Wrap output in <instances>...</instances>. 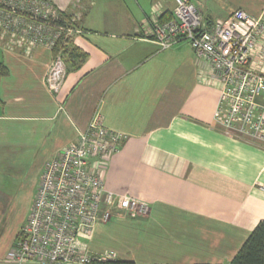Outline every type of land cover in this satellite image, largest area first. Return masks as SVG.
Masks as SVG:
<instances>
[{
  "label": "crops",
  "instance_id": "obj_1",
  "mask_svg": "<svg viewBox=\"0 0 264 264\" xmlns=\"http://www.w3.org/2000/svg\"><path fill=\"white\" fill-rule=\"evenodd\" d=\"M47 1L79 14L68 41L85 58L75 68L63 59L64 80L51 94L52 51L0 47V144L24 133L52 159L99 114L104 128L127 136L104 165V191L150 209L144 218L113 210L95 225L90 252L112 251L117 264H137L136 256L149 262L139 264H230L264 221V144L227 138L213 123L219 84L187 43L159 50L145 39L150 25L172 17L174 0ZM190 1L209 26L236 9H264V0ZM114 215L136 222L139 235L127 251L91 249Z\"/></svg>",
  "mask_w": 264,
  "mask_h": 264
},
{
  "label": "built area",
  "instance_id": "obj_2",
  "mask_svg": "<svg viewBox=\"0 0 264 264\" xmlns=\"http://www.w3.org/2000/svg\"><path fill=\"white\" fill-rule=\"evenodd\" d=\"M174 2L172 17L150 25L145 39L159 50L187 43L219 84L213 123L227 138L264 144V104L257 101L264 94V9L257 16L236 9L209 26L190 0ZM78 17L47 0H0V47L53 52L76 33ZM65 73L56 51L44 79L51 94ZM126 138L104 128L96 113L75 142L45 162L26 223L0 264H114V252L88 249L95 225L109 221L113 210L144 218L150 209L148 202L103 189L104 165Z\"/></svg>",
  "mask_w": 264,
  "mask_h": 264
},
{
  "label": "rangeland",
  "instance_id": "obj_3",
  "mask_svg": "<svg viewBox=\"0 0 264 264\" xmlns=\"http://www.w3.org/2000/svg\"><path fill=\"white\" fill-rule=\"evenodd\" d=\"M43 147L31 142L24 133L14 142L0 144V260L26 223L43 165L50 160ZM138 227L136 222L114 215L109 224L96 228L90 248L127 251L128 240L139 235ZM136 257L137 264L149 263L144 262L147 257Z\"/></svg>",
  "mask_w": 264,
  "mask_h": 264
},
{
  "label": "trees",
  "instance_id": "obj_4",
  "mask_svg": "<svg viewBox=\"0 0 264 264\" xmlns=\"http://www.w3.org/2000/svg\"><path fill=\"white\" fill-rule=\"evenodd\" d=\"M56 51H61L63 59L73 68L85 58V55L73 48L69 41L58 42L53 54ZM117 263V261L114 262V264ZM230 264H264V221L256 224Z\"/></svg>",
  "mask_w": 264,
  "mask_h": 264
}]
</instances>
